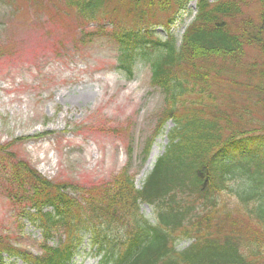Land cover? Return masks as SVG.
<instances>
[{
  "label": "trees",
  "instance_id": "trees-1",
  "mask_svg": "<svg viewBox=\"0 0 264 264\" xmlns=\"http://www.w3.org/2000/svg\"><path fill=\"white\" fill-rule=\"evenodd\" d=\"M190 1L67 0L81 27L93 25L79 38V49L109 36L118 71L131 79L141 63L151 72L163 106L144 159L166 123L173 127L140 189L125 169L101 194L90 193L88 207L65 182L14 159L5 197L20 210L30 205L34 213L25 215L23 208L21 215L41 229L43 244L35 255L0 234V264H72L85 240L98 264H264V123L235 124L239 115L219 102L242 94L258 96L264 105V0H197L179 40L171 25ZM252 5L256 16L248 13ZM160 12L167 19L152 23ZM157 27L166 29V37ZM60 52L73 54L66 46ZM260 62L261 83L243 81L248 66ZM142 203L153 219L140 213ZM60 231L59 241L49 244ZM187 240L191 244L178 250Z\"/></svg>",
  "mask_w": 264,
  "mask_h": 264
},
{
  "label": "rangeland",
  "instance_id": "rangeland-1",
  "mask_svg": "<svg viewBox=\"0 0 264 264\" xmlns=\"http://www.w3.org/2000/svg\"><path fill=\"white\" fill-rule=\"evenodd\" d=\"M196 7L192 0L176 16L170 32L177 39L194 19ZM257 8L250 6L248 13L256 16ZM166 19L160 12L151 22ZM81 26L67 0H0V147L5 149L0 151V234L33 254L39 253L41 236L20 219L27 205L20 210L5 199L3 185L14 159L47 179L65 182L70 195L88 207L90 193L101 194L125 169L140 189L164 153L173 126L165 125L143 162L145 141L158 126L162 95L151 85L144 64H137L131 79L116 69V47L109 36L79 49V38L93 25ZM156 32L166 37L164 27ZM65 46L73 54L60 52ZM255 66H248L242 79L258 85L262 64ZM257 97L233 94L232 100L219 102L239 115L232 119L235 124L254 127L264 123V105ZM140 213L152 217L145 204ZM189 244L181 242L177 248ZM74 264H97V259L86 251Z\"/></svg>",
  "mask_w": 264,
  "mask_h": 264
},
{
  "label": "bare ground",
  "instance_id": "bare-ground-1",
  "mask_svg": "<svg viewBox=\"0 0 264 264\" xmlns=\"http://www.w3.org/2000/svg\"><path fill=\"white\" fill-rule=\"evenodd\" d=\"M153 159H154V156L152 157V160H151V162L153 161ZM151 162H150V163H151Z\"/></svg>",
  "mask_w": 264,
  "mask_h": 264
}]
</instances>
